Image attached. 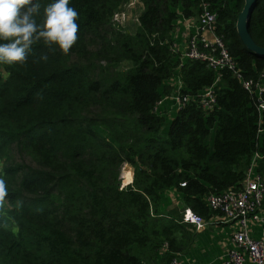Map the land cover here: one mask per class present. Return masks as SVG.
Instances as JSON below:
<instances>
[{"label": "trees", "instance_id": "16d2710c", "mask_svg": "<svg viewBox=\"0 0 264 264\" xmlns=\"http://www.w3.org/2000/svg\"><path fill=\"white\" fill-rule=\"evenodd\" d=\"M126 1L70 0L79 40L68 55L41 41L26 64L0 63V178L9 191L0 264H166L196 241L179 221L182 208L207 219L203 195L238 186L254 154L264 182V109L257 114L229 69L214 81L203 62L171 50L176 20L197 18L200 0H138L131 31L112 20ZM202 1L234 67L256 79L264 55L246 49L234 28L243 0ZM37 2L40 23L53 0ZM247 30L264 48V0H254ZM171 77L190 97L166 122L153 108ZM211 83L215 104L203 110L197 95ZM122 162L132 177L120 187ZM168 189L179 198L165 211Z\"/></svg>", "mask_w": 264, "mask_h": 264}, {"label": "built area", "instance_id": "2783aa9c", "mask_svg": "<svg viewBox=\"0 0 264 264\" xmlns=\"http://www.w3.org/2000/svg\"><path fill=\"white\" fill-rule=\"evenodd\" d=\"M130 2L131 0L113 13L114 22L124 21L125 7ZM134 3L137 8L140 7L138 0H134ZM198 5L200 10L197 18L186 24L187 31L181 34L183 45L179 49V58L203 62L215 73L214 81L218 79L221 69H229L242 88L251 97H255L256 111L259 114L260 110L264 109V102L260 97L264 89V70L256 79L242 78L239 70L234 67L222 35L214 31V13L208 9L207 2L200 0ZM136 20L137 14L133 17V21ZM173 34L177 35V31L173 30ZM170 47L172 52H178L174 40ZM166 84L171 88L169 99L176 108L188 101L189 95L179 93L181 81L178 77L169 78ZM212 85L213 83L203 88L197 95V104L203 110H211L214 107L215 96ZM160 103L161 100L157 101L153 110ZM255 159L256 154L251 157L238 186L203 195V202L212 213L207 219L193 212L189 207H184L180 211V223L194 230L220 226L224 231L222 247L217 257L219 264H264V182L262 177L254 172ZM179 185L183 186L184 183L181 182ZM168 190L178 195L174 189ZM166 264L197 263L181 253H175Z\"/></svg>", "mask_w": 264, "mask_h": 264}, {"label": "clouds", "instance_id": "9594fccd", "mask_svg": "<svg viewBox=\"0 0 264 264\" xmlns=\"http://www.w3.org/2000/svg\"><path fill=\"white\" fill-rule=\"evenodd\" d=\"M40 9L37 0H0V41H4L0 42V63L26 64L33 45L41 41L48 52L54 53L58 48L64 55H68L77 44L79 13L70 6V0H53L47 4L43 9V20L38 23ZM48 58L46 53L39 60L47 61ZM3 167L0 164V170ZM8 196V183L0 178V214L5 217ZM20 204L17 201V206Z\"/></svg>", "mask_w": 264, "mask_h": 264}, {"label": "crops", "instance_id": "0c3cea01", "mask_svg": "<svg viewBox=\"0 0 264 264\" xmlns=\"http://www.w3.org/2000/svg\"><path fill=\"white\" fill-rule=\"evenodd\" d=\"M196 17H187L183 18V21H180L179 18L176 20V24L174 26V30L177 31V35H174L172 33V36H174V43L176 44L178 48V53H180V48L183 45V39H181V34L186 32V24L189 22L195 21ZM190 31V28H189ZM162 201L166 204L165 211L173 209L177 206L178 203V195H175L172 193L171 190H166L161 193ZM188 226V225H187ZM210 227V226H209ZM225 228V227H224ZM188 230L193 231L196 233L195 239L196 241L193 243L191 248L189 249L190 254H182L184 257H188L191 261L199 262L198 264H219V261L217 259L218 255L220 254V248L222 247V233L224 232L222 229H220V226L217 227H210V228H204L201 230H194L190 226L187 227ZM206 239L204 240V245L200 246L198 244L199 239ZM195 256L196 259L193 257ZM204 262V263H201Z\"/></svg>", "mask_w": 264, "mask_h": 264}, {"label": "rangeland", "instance_id": "374dc122", "mask_svg": "<svg viewBox=\"0 0 264 264\" xmlns=\"http://www.w3.org/2000/svg\"><path fill=\"white\" fill-rule=\"evenodd\" d=\"M129 1L130 0H127L124 4L128 3ZM137 11H138V8L136 7L134 0H131V2L125 7L124 21H122L121 23H117V22L115 23H117L118 25L122 27L128 26L129 30L131 31L132 27L130 26H132L133 17L134 15L137 14ZM179 20L183 21V17L181 15L179 16ZM170 93L167 95L162 94L160 96L161 103L158 104L157 106L158 112L165 118L166 122L170 121L173 118L174 113L176 111V106H174L171 100L169 99ZM164 125H166V123ZM9 154H10L11 160H18L15 154V151L13 149L9 151ZM24 160L27 161V159H24ZM0 164H3V161L1 159H0ZM131 177H132V167L127 162H122L119 167V178H120L119 186L121 187V186H124L126 183H129L131 180ZM173 216L175 217V219H178L177 214H174Z\"/></svg>", "mask_w": 264, "mask_h": 264}, {"label": "water", "instance_id": "95a60500", "mask_svg": "<svg viewBox=\"0 0 264 264\" xmlns=\"http://www.w3.org/2000/svg\"><path fill=\"white\" fill-rule=\"evenodd\" d=\"M254 6V0H243L242 7L235 18V32L242 45L254 55H264V48L257 46L251 39L247 27L249 17Z\"/></svg>", "mask_w": 264, "mask_h": 264}, {"label": "bare ground", "instance_id": "6f19581e", "mask_svg": "<svg viewBox=\"0 0 264 264\" xmlns=\"http://www.w3.org/2000/svg\"><path fill=\"white\" fill-rule=\"evenodd\" d=\"M129 171V170H128Z\"/></svg>", "mask_w": 264, "mask_h": 264}]
</instances>
